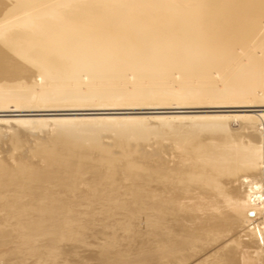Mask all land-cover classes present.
I'll list each match as a JSON object with an SVG mask.
<instances>
[{
  "label": "bare ground",
  "instance_id": "bare-ground-1",
  "mask_svg": "<svg viewBox=\"0 0 264 264\" xmlns=\"http://www.w3.org/2000/svg\"><path fill=\"white\" fill-rule=\"evenodd\" d=\"M11 103L212 124L156 125L164 148L138 146L143 117L0 118V264H264V0H0V113ZM222 107L260 110L198 111Z\"/></svg>",
  "mask_w": 264,
  "mask_h": 264
},
{
  "label": "rangeland",
  "instance_id": "rangeland-1",
  "mask_svg": "<svg viewBox=\"0 0 264 264\" xmlns=\"http://www.w3.org/2000/svg\"><path fill=\"white\" fill-rule=\"evenodd\" d=\"M55 21V20H54ZM56 22V21H55ZM126 74V73H125ZM127 75V74H126ZM128 76H129V78H130V81L129 82H131V81H133V79H131V77L133 76H131L129 73H128ZM39 78H41L42 79V76H37L36 78H35V81H36V83H37V85L38 86H41L42 85V81L40 82V80L41 79H39ZM177 79V81L179 80V78H176ZM217 79H219L218 77H217ZM85 82H86V84H88L87 83V80H84ZM84 82V83H85ZM131 83H133V82H131ZM41 84V85H40ZM179 99H172V101L170 102V100H169V102L170 103H173V105H177V103L179 102L178 101ZM180 101H182L181 99H180ZM9 106L11 107H9L10 109V112L9 111H1V113H0V118H15V117H35V118H45V117H47L46 119H49V120H51V118H62V117H75V116H77L78 115V117H83V116H85V115H90V116H92V115H94V114H100V116H107V115H109V116H136V117H143V118H141V119H143L142 120V123H144L145 121V123L147 124H143V125H145L144 127H148V129H147V134H145L142 138H139V143H137L138 144V146H139V144H143V145H141L142 147L143 146H147V147H149L147 144L148 143H151V142H153L155 139H159V141H160V144H162V146L164 147V148H171L172 146H170V143H171V141H169V139L168 138H166L167 136H165V135H157V134H155V136H157V137H155V136H153L154 135V133H155V130H156V127L159 129V127L161 128V127H166L167 128V125H168V128H176V129H178V130H180L181 132H182V129L184 130V128L186 127L187 128V126H189V127H191V126H193L194 124L195 125H211L212 123L209 121H204V122H201L200 120H197V119H186V118H184V119H181L180 121H178V120H166V119H164V118H162V119H160L159 121L157 120V119H155V118H153V116H155V115H163V111H167V110H163V109H145V108H143V107H141V106H139V107H131V106H127V107H125V106H121V108H123V110L121 109V108H119L120 106H118L117 108H115V109H113V107H101V108H103V109H106V110H90V111H61V110H48V111H11L12 109H15L16 107H15V104L13 103H11V104H9ZM141 107V108H140ZM95 108H97V107H95ZM98 108H100V107H98ZM125 108H127V109H125ZM131 108V109H130ZM135 108V109H134ZM258 108H259V110H260V107H254V108H245V107H222V108H203V109H198V111L200 110L201 112L203 111V112H207V111H209V112H207V113H249V112H251L252 110H258ZM112 109V110H111ZM133 109V110H132ZM205 109V110H204ZM159 110H160V112H162V113H160L159 112ZM99 111V112H98ZM187 111H197V109L195 110V109H192V110H187ZM197 111V112H198ZM199 111V112H200ZM159 112V113H158ZM78 113V114H77ZM82 113V114H81ZM90 113V114H89ZM68 114H70V115H68ZM75 114V115H74ZM5 115V116H4ZM11 115V116H10ZM25 115V116H24ZM72 115V116H71ZM164 115H171V113L169 114V113H164ZM7 116V117H6ZM151 116V117H150ZM147 118V119H146ZM151 118V119H150ZM149 121V122H148ZM156 122H161V123H156ZM142 123H141V127L143 126L142 125ZM156 123V124H155ZM172 123H174V124H172ZM209 123V124H208ZM70 124V123H69ZM68 124V125H69ZM73 124L76 126H79V125H81V123H79V122H73ZM73 124H71V125H73ZM79 124V125H78ZM122 123L121 122H119L118 123V125H121ZM153 124H155V125H152ZM163 124H166V126L165 125H163ZM67 124H65L64 126H68ZM105 126V127H107V125H105V124H99V126ZM118 125H116V126H118ZM157 125V126H156ZM172 125V126H171ZM156 126V127H155ZM188 127V128H189ZM185 128V129H186ZM241 128H242V121L240 120L239 121V119H232V120H230L229 121V126H227V130L228 131H230V132H234V131H236L237 130V132H239L240 130H241ZM51 130V129H50ZM50 130H48L47 132L48 133H51V131ZM118 130H120V128L118 129ZM118 130H115L114 132H112L110 135L108 134V133H105V135H101L100 136V138H102V140H103V142L105 141V143H106V141L108 142V143H106L107 145H109V142L112 140V138L114 137L113 135H115L116 134V132L118 131ZM239 130V131H238ZM47 132H45L44 133V131L42 132H40V133H33V135H32V139H34V140H37V138H39V140H45L48 136H46L48 133ZM120 132V131H119ZM149 132V133H148ZM150 132H152V133H150ZM156 132H157V130H156ZM234 133H236V132H234ZM10 134V133H9ZM8 134V135H9ZM151 134H152V136H151ZM44 135V136H43ZM48 135H50V134H48ZM112 135V136H111ZM33 136H34V138H33ZM36 136H37V138H36ZM103 136V137H102ZM147 136V137H146ZM133 136H129V138L131 139ZM149 137V138H148ZM153 137H155V138H153V140H152V138ZM43 138V139H42ZM160 139H162V140H160ZM141 140V141H140ZM143 140V141H142ZM144 140H146V142H144ZM151 141V142H150ZM166 141V142H165ZM147 143V144H146ZM110 145H112L111 143H110ZM140 146V147H141ZM170 146V147H169ZM4 147H7L6 145L4 146ZM147 149V148H146ZM139 150L140 151H142V149L141 148H139ZM173 154V155H172ZM170 155V156H169ZM169 157V158H168ZM172 157H173V159H172ZM166 158L172 163L175 159H176V157H175V155H174V153H171V154H166ZM172 159V160H171ZM238 184V183H237ZM235 185L236 187H239L240 185L238 184V185ZM186 196H188V197H191V199L190 198H185L184 200H182V202H184V203H186V204H191V202H190V200L191 201H193V202H196L197 200H199V199H197V198H195L196 196H195V194H193V193H191V194H188V195H186ZM125 197V196H124ZM194 199V200H193ZM189 201V202H188ZM192 202V203H193ZM82 207V209H83V206H81ZM85 208H84V210H82V211H85V210H87V207L86 206H84ZM80 210H81V208H80ZM84 215V214H83ZM85 216V215H84ZM110 230V229H109ZM120 230H122V229H119L118 230V233L117 234H119V231ZM108 230L106 229V231L105 232H107ZM111 231V230H110ZM110 231H108L109 233H110ZM122 233H126L125 232V230H124V232H122ZM122 233H121V231H120V236H122ZM128 233V232H127ZM241 235L242 234V236L244 235L243 234V231H241V232H238L236 235ZM124 235H126L127 236V234H123V238L121 239L120 238V240H122L123 241V239H125V237H124ZM103 236L104 235H102L101 234V236L100 237H102L103 238ZM230 236V237H229ZM229 236H227L224 240L223 239H221L218 243H220L222 246L223 245H226V244H228L230 241H231V239L232 238H234L233 236H231V235H229ZM141 237H143V236H141ZM139 238V239H142V238ZM232 237V238H231ZM102 238L101 239H99V240H102ZM145 238L146 237H144V240H145ZM227 239H230V240H227ZM92 239L90 238L89 239V241H91ZM93 240H96L95 238L93 239ZM99 240L98 241H93V242H90V244H91V246H93V244L92 243H96V244H98L99 245ZM104 240V239H103ZM102 240V241H103ZM143 240V241H144ZM141 242V243H139L138 244V246H141L142 247V245H144L145 246V244H146V241L145 242ZM223 241V242H222ZM123 242H125V241H123ZM122 242V243H123ZM101 243V242H100ZM138 243V242H137ZM218 243H216L215 245H213V247H209V251L211 252V251H213V250H215V248L214 247H216V249L217 248H219V246L221 247V245L220 244H218ZM95 244V246H97ZM219 245V246H216V245ZM90 246V245H89ZM89 246H85L86 248L87 247H89ZM84 247V246H83ZM85 248V255L87 254V255H89V254H94L98 249H94V247H93V249H94V251L92 250V247L91 248H87L86 249ZM144 248V247H143ZM84 248H81V250H83ZM207 250V251H208ZM88 251H90V252H88ZM204 252V253H201V254H199V257L200 258H202V257H204V256H206L207 254H205V253H210L209 251L208 252ZM87 252V253H86ZM89 253V254H88ZM205 254V255H204ZM198 258V256H196L195 258H193L192 260H193V262H195V261H198V260H200L199 258ZM192 260H190V262H192ZM190 262H187L186 264H191Z\"/></svg>",
  "mask_w": 264,
  "mask_h": 264
}]
</instances>
